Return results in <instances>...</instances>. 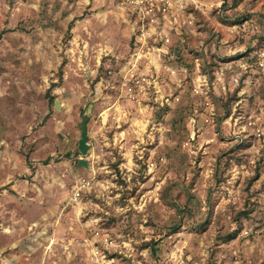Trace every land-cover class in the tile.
<instances>
[{
	"label": "rangeland",
	"instance_id": "rangeland-1",
	"mask_svg": "<svg viewBox=\"0 0 264 264\" xmlns=\"http://www.w3.org/2000/svg\"><path fill=\"white\" fill-rule=\"evenodd\" d=\"M175 11L160 76L180 100L162 106L121 91L119 0H0V264H264V150L244 126L264 0Z\"/></svg>",
	"mask_w": 264,
	"mask_h": 264
},
{
	"label": "built area",
	"instance_id": "built-area-1",
	"mask_svg": "<svg viewBox=\"0 0 264 264\" xmlns=\"http://www.w3.org/2000/svg\"><path fill=\"white\" fill-rule=\"evenodd\" d=\"M121 6L127 10L131 18L133 30L134 51L129 55L128 60L122 67L120 74V88L127 98L135 102L143 100L155 101L165 106L179 101V96L168 94L163 91L160 76L161 66L164 65L163 56L169 53L168 47L171 43V34L174 29L180 26L179 17L175 11V5L179 0H119ZM192 23V19H190ZM255 64L262 75H264V48L255 53ZM160 66V67H159ZM172 74L176 69L164 65ZM202 84L194 87L197 93L203 92L200 89ZM212 102L207 101V105L212 107ZM213 109V107L211 108ZM209 112L210 114L212 113ZM194 119V118H193ZM210 121V117H206ZM245 130H250L264 150V103L245 122ZM155 165V162H150ZM264 170V169H263ZM91 184L90 180H81L74 192V199L81 195V190ZM96 235H101L99 230ZM105 241H112L105 238ZM98 253L99 250H96Z\"/></svg>",
	"mask_w": 264,
	"mask_h": 264
},
{
	"label": "water",
	"instance_id": "water-1",
	"mask_svg": "<svg viewBox=\"0 0 264 264\" xmlns=\"http://www.w3.org/2000/svg\"><path fill=\"white\" fill-rule=\"evenodd\" d=\"M55 105H56V108L60 107V103L58 101H56ZM87 122H88V117H86L83 121V131H82L81 138L79 139V144H78V147L82 153H86L89 148V144H88L89 135H88ZM78 164L79 166H82V165L88 166V163L84 158H80Z\"/></svg>",
	"mask_w": 264,
	"mask_h": 264
},
{
	"label": "trees",
	"instance_id": "trees-1",
	"mask_svg": "<svg viewBox=\"0 0 264 264\" xmlns=\"http://www.w3.org/2000/svg\"><path fill=\"white\" fill-rule=\"evenodd\" d=\"M243 215H246L248 212H242ZM178 227V224L175 225V227L173 229H176Z\"/></svg>",
	"mask_w": 264,
	"mask_h": 264
}]
</instances>
